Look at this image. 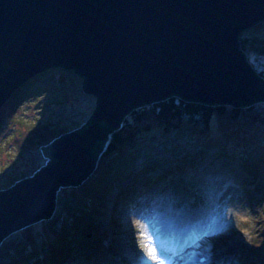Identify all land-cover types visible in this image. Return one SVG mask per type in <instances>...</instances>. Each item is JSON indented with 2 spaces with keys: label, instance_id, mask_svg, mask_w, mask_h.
<instances>
[{
  "label": "water",
  "instance_id": "obj_1",
  "mask_svg": "<svg viewBox=\"0 0 264 264\" xmlns=\"http://www.w3.org/2000/svg\"><path fill=\"white\" fill-rule=\"evenodd\" d=\"M262 22L264 0H0V112L50 69L72 72L95 99L82 125L40 148L38 169L0 189V246L51 221L60 193L92 177L136 110L170 99L236 110L264 103V79L239 44Z\"/></svg>",
  "mask_w": 264,
  "mask_h": 264
},
{
  "label": "trees",
  "instance_id": "obj_2",
  "mask_svg": "<svg viewBox=\"0 0 264 264\" xmlns=\"http://www.w3.org/2000/svg\"><path fill=\"white\" fill-rule=\"evenodd\" d=\"M239 44L252 68L264 79V22L244 31ZM52 73L58 74V85L50 88L53 93H60L67 82L79 80L72 72L61 69L40 73L21 86L0 112V136L11 123L17 122L20 130L14 136L15 144L34 155L28 174L10 177L5 187L38 169L44 163L40 148L66 132L55 124L17 119L23 101L36 95ZM209 152L215 158H228L250 172L256 190L264 198V103L236 110L170 99L136 110L110 136L92 177L81 188L60 193L51 221L39 223L35 230L26 229L2 243L0 264H64L72 258L76 246H92L97 242L95 217L112 187L120 188L130 178L140 180L159 172L162 173L159 178L175 170L181 174L183 167L193 166ZM138 161L142 162L137 171L134 164ZM147 181L144 183L156 182L151 178ZM185 189L188 192L186 185ZM190 192L188 197L193 200L195 196ZM118 193L121 204L130 201L125 190ZM260 235L264 239V231ZM252 250L260 258L264 246L255 243Z\"/></svg>",
  "mask_w": 264,
  "mask_h": 264
},
{
  "label": "rangeland",
  "instance_id": "obj_3",
  "mask_svg": "<svg viewBox=\"0 0 264 264\" xmlns=\"http://www.w3.org/2000/svg\"><path fill=\"white\" fill-rule=\"evenodd\" d=\"M57 77V73L49 75L38 93L23 101L18 120L47 122L66 132L87 120L94 109L95 99L81 94V79H73L62 86L60 93H53L50 88L58 85ZM19 130L17 122H13L0 136V185L3 186L0 189L9 187L5 185L10 177L20 178L23 173L28 174L33 161L32 153L20 150L15 144L17 138L14 136ZM141 162L134 164L137 171ZM160 175V172L146 175L140 180L133 177L124 181L120 188L112 187L95 217L98 220V230L94 234L97 242L92 246H76L72 258L66 259L64 264H133L141 255L149 258L143 260V264H149L148 227L143 221L124 219L126 215L137 214L138 210L144 213L145 208L138 207L148 195L151 197L145 203L164 198L162 205L165 209L170 198L176 209L185 210V215H193L209 200L219 205L221 214L227 212L221 233L206 239L201 248L196 249L198 254L208 253L211 258L208 264H264V253L259 258L252 250L255 243L264 246L260 235L264 231V198L256 190V181L250 172L228 158H215L209 152L193 166L183 167L181 174L175 170L163 178H159ZM149 178L156 182L144 183ZM120 190L129 193L130 201L124 205L119 198ZM190 191L195 196L193 200L188 197ZM36 226L38 224L28 229L35 230ZM257 235L260 236L256 239ZM200 257L195 256V261L199 262Z\"/></svg>",
  "mask_w": 264,
  "mask_h": 264
},
{
  "label": "snow or ice",
  "instance_id": "obj_4",
  "mask_svg": "<svg viewBox=\"0 0 264 264\" xmlns=\"http://www.w3.org/2000/svg\"><path fill=\"white\" fill-rule=\"evenodd\" d=\"M163 199L159 198L147 213L137 217L143 218L149 229V264H206L204 260L195 261L196 249L201 248L206 239L221 233L227 212L221 214L219 205L209 200L192 216H187L184 209L173 206L170 198L167 208L162 210ZM193 216L198 219H193ZM175 236L179 239L168 238ZM147 259L141 255L133 264H143Z\"/></svg>",
  "mask_w": 264,
  "mask_h": 264
},
{
  "label": "bare ground",
  "instance_id": "obj_5",
  "mask_svg": "<svg viewBox=\"0 0 264 264\" xmlns=\"http://www.w3.org/2000/svg\"><path fill=\"white\" fill-rule=\"evenodd\" d=\"M150 195H148L146 198H144V200H142L143 202L141 203V205L138 207V208H142V209H144L145 208V210H144V213H147V211L152 207V205H153V203L152 202H150V203H145V201H147V200H149L150 199ZM161 203H162V201H161ZM140 204V203H139ZM144 204V205H143ZM148 205V208H146L145 206H147ZM143 206V207H142ZM164 208H162V210H163ZM138 213L137 214H132V215H126V216H124V219L125 220H127L128 222H132V221H135V222H137V221H139V222H141V221H143V223H145L144 222V219L143 218H140V219H138L137 217L138 216H140L141 215V213L139 212V210L137 211ZM187 216H192V215H188V214H186ZM193 219H198V217H195V216H193ZM168 238H170V239H174V240H178L179 239V237L178 236H175V237H168ZM210 257H209V259H207L206 260V264H208L209 263V261H210ZM152 264H154V262H152Z\"/></svg>",
  "mask_w": 264,
  "mask_h": 264
}]
</instances>
